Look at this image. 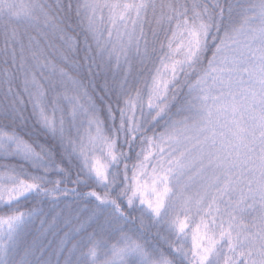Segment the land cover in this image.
<instances>
[{
  "label": "snow or ice",
  "instance_id": "6c2138e0",
  "mask_svg": "<svg viewBox=\"0 0 264 264\" xmlns=\"http://www.w3.org/2000/svg\"><path fill=\"white\" fill-rule=\"evenodd\" d=\"M0 264H264V0H0Z\"/></svg>",
  "mask_w": 264,
  "mask_h": 264
}]
</instances>
